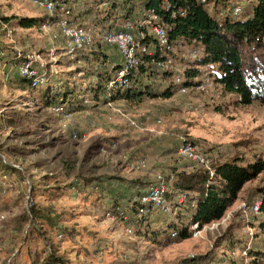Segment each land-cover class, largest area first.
Returning <instances> with one entry per match:
<instances>
[{
	"label": "rangeland",
	"instance_id": "obj_1",
	"mask_svg": "<svg viewBox=\"0 0 264 264\" xmlns=\"http://www.w3.org/2000/svg\"><path fill=\"white\" fill-rule=\"evenodd\" d=\"M237 2L231 0L228 10ZM83 6L82 1L76 6L75 20L91 26L100 41L103 26L95 14L81 16ZM215 9L221 6H210L212 14ZM245 11L231 15L246 19ZM21 17L40 20L23 27ZM45 17L46 12L28 0H0V161L16 168L9 171L0 164V262L47 264V251H53L67 264H192L196 258L204 264H249L248 250H264V231L258 228L264 214L251 210L264 188V171L245 184L221 219L197 233L192 230L184 240L170 237L171 227L162 230L172 220L185 223L188 208L173 213L156 209L140 225L114 212L110 193L92 195L83 178L116 177L125 184L141 180L150 185L162 174L168 188L176 171L192 172L199 166L179 153L186 140L209 153L212 162L236 155L245 158L244 164L264 159V104H239L236 94L214 82L168 98L118 100L113 106L91 101L87 110L56 114L40 89L30 92L16 86L17 58L41 54L50 88L68 83L89 92L95 79L89 75L90 63L65 53L55 26L39 24ZM197 47L201 54L202 47ZM107 52L119 58L116 48L107 47ZM175 58L183 72L189 60L180 51ZM74 132L85 137L74 139ZM34 203L58 212L60 225L74 229L75 236L43 220L20 222Z\"/></svg>",
	"mask_w": 264,
	"mask_h": 264
},
{
	"label": "trees",
	"instance_id": "obj_2",
	"mask_svg": "<svg viewBox=\"0 0 264 264\" xmlns=\"http://www.w3.org/2000/svg\"><path fill=\"white\" fill-rule=\"evenodd\" d=\"M57 1L74 3V12L76 6L82 1L86 10L80 12V15L86 17L95 14L97 22L103 28L100 32L101 40H95L88 51H79L76 55L79 60L92 65L89 68V75L95 80L87 88L89 92L82 88L77 89L68 83H59L53 88H50V85L34 88L29 80L20 74L19 66L23 58H17L19 60L16 65L18 73L14 78L16 86L30 92L33 89H40L41 97L47 98L51 108L64 104L71 113L89 109L94 101L107 104L109 97L105 83L121 67L122 59L119 52V58L111 57L107 52V47L113 46L104 41L101 34L105 30L118 27L126 20L136 23L143 19L151 9H155L163 17L173 45L194 44L201 46L202 52L198 58L189 60L190 63L181 72V81L177 82L175 76L178 73L164 66L166 56L158 48L154 35L148 29L136 27L135 35L147 45L150 52L140 51L138 53L140 63L132 78L130 88L126 92L112 93V101L141 102L146 98L171 97L182 88L198 85L204 69L209 68L213 71L215 82L220 84L225 92L236 94L239 104L248 105L253 102L264 104V0L248 4L245 7V13L249 14V17L239 20L228 14L220 15V10L227 8L231 0H212L215 2L214 7L221 6L220 10H214V14L200 0H115L108 6H102L104 0ZM167 5H169L168 10ZM183 10L185 13L181 14L180 11ZM173 11L176 12V16L172 15ZM48 18L46 14L39 24L43 26ZM19 20L21 26L32 27L37 25L40 19L21 17ZM0 55L3 53L1 52ZM7 64L5 62V65ZM165 81L167 84L162 85ZM47 89L52 90L49 93ZM79 135L82 136L81 133ZM244 161L245 158L238 155L221 163L213 161L212 166L215 170L213 177L208 169L200 165L192 172L176 171L171 185L168 184L166 197L169 196L168 199L172 201L180 194L188 192L190 198L177 211L180 212L183 207L188 208V220L185 223L172 220V223H169V226L163 228L162 231H169L171 227L168 232L169 236L173 237L172 232L177 230L178 235L175 237L184 240L192 236L193 223H198L199 228H202L206 224L221 219L227 209L238 199L245 184L257 178L264 171V159L247 164H244ZM0 164L9 171L16 170L5 162L0 161ZM83 179L86 187L91 188V194L97 193V198L100 193L102 197L110 193L112 209L115 213H120L124 219L130 218L143 225L147 217L151 215L139 216L138 214V198L149 186L142 185L141 180L125 184L123 180L116 177L93 176ZM121 186L125 187L124 190L119 188ZM191 193H196V196ZM260 194L262 197L260 211L264 214V188L260 190ZM192 201H195L194 206H192ZM32 219L46 221L51 227L57 229L60 227L70 238L75 236L74 229L70 230L67 226L60 225L61 215L49 206L34 203L28 212L21 214L19 221L26 224ZM258 228L264 231V220L260 222ZM240 245L244 248V245ZM248 251L251 257L249 264H264V250L251 248ZM46 259L47 264L49 262L50 264H67L64 258L57 256L53 251H47ZM190 262L204 264L197 258L191 259ZM210 262H215V260ZM0 264H8V260Z\"/></svg>",
	"mask_w": 264,
	"mask_h": 264
},
{
	"label": "built area",
	"instance_id": "obj_3",
	"mask_svg": "<svg viewBox=\"0 0 264 264\" xmlns=\"http://www.w3.org/2000/svg\"><path fill=\"white\" fill-rule=\"evenodd\" d=\"M30 3L42 8L49 16L44 23L45 28L55 26L59 34L65 41V53L71 57H76L79 51H88L95 42V37L92 33L91 26L80 24L74 18V3H60L57 0H28ZM115 0H104L102 6H108ZM257 0H238V2L231 6V9L224 8L227 13L220 10L222 16L239 14L244 11L245 7L254 3ZM200 2L210 10L211 5H215L212 0H200ZM169 9V5L166 6ZM184 14V10L180 11ZM176 16V12H172ZM232 16V15H231ZM138 28H145L150 30L156 39L158 48L166 56L164 66L171 71L177 72L175 76L176 81H181V72L177 69L179 63L175 58L176 52H181V57L186 60H194L200 56L199 49L194 44L180 43L173 45L168 34L165 21L163 17L155 10L151 9L148 14L136 23L131 20H126L120 23L118 27L105 30L101 36L110 46L115 47L122 59L121 67L111 76L105 83V88L108 93V105L113 106L114 101L111 100L112 93L126 92L138 68L140 59L138 53L150 52L147 45L143 44L141 40L135 35L134 30ZM144 36L142 32V37ZM20 74L29 80L34 88H41L50 85V74L48 73L47 62L44 61L41 54H28L23 56V61L19 66ZM215 82L213 71L205 68L200 76V83L195 85L198 88H204ZM194 87V86H193ZM192 88V87H191ZM189 88H182L185 91ZM180 90V91H181ZM56 114H69L64 104H59L52 108ZM74 139L79 137L77 132L72 134ZM81 137H85L83 134ZM179 153L188 160L203 166L208 169L211 177L214 176L215 170L212 166V157L209 153L200 150L193 142L184 141L179 148ZM143 164V161H139ZM167 185L166 179L162 174L156 176V181L150 184L143 194L138 198L139 200V216L152 214L154 210H160L165 213H173L178 211L180 206L189 199L188 192L180 194L175 200H166ZM262 197L258 198L251 210L255 214L261 213ZM195 201H192V206ZM192 229L197 233L199 229L198 223L192 224ZM178 235V231L174 230L172 236ZM250 248V247H249Z\"/></svg>",
	"mask_w": 264,
	"mask_h": 264
}]
</instances>
